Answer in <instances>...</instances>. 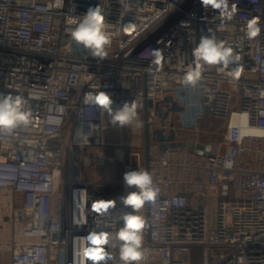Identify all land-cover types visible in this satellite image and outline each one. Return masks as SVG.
I'll use <instances>...</instances> for the list:
<instances>
[{
	"label": "built area",
	"instance_id": "1",
	"mask_svg": "<svg viewBox=\"0 0 264 264\" xmlns=\"http://www.w3.org/2000/svg\"><path fill=\"white\" fill-rule=\"evenodd\" d=\"M233 4L229 19L201 0H0V93L22 96L32 112L29 125L0 131V191L20 194L17 202L0 197L15 227L0 264H83L88 233L114 234L132 211L120 200L123 175L138 169L159 188L136 212L147 224L138 264H264V137H233L230 127L233 114H246L247 126L264 129V0H229V10ZM97 6L111 35L103 60L70 38ZM253 16L261 35L250 41ZM210 30L240 60L225 71L201 62V79L185 86L193 49ZM237 66L238 80L226 75ZM90 91L109 93L113 109L135 101L152 131L173 130L176 141L208 150H162L153 137L142 164L139 151L108 152L102 111L84 102ZM166 97L181 110L171 112ZM206 116L225 121L219 138L203 139ZM117 165L121 190L112 192L95 176ZM98 200L116 205L97 212ZM120 243L112 235L105 246L117 264Z\"/></svg>",
	"mask_w": 264,
	"mask_h": 264
},
{
	"label": "clouds",
	"instance_id": "2",
	"mask_svg": "<svg viewBox=\"0 0 264 264\" xmlns=\"http://www.w3.org/2000/svg\"><path fill=\"white\" fill-rule=\"evenodd\" d=\"M204 6H211L212 9L220 10L222 16L229 19L237 12L235 4L229 10V0H201ZM127 32V29L125 30ZM261 35L260 18L253 16L247 21L245 37L248 40H255ZM70 38L76 44L88 50L93 58L106 59L108 53L106 47L111 44V35L106 31V19L102 9L97 6L89 8L79 20L77 26L71 31ZM195 66H190L185 72L182 83L185 86H195L201 79V62L209 66H220L218 71L229 69L230 65L236 64L240 56L234 55L231 45L225 46L224 42H218L214 33L208 36H201L198 45L193 49ZM159 57V52H156ZM243 72L242 66H237L226 75L233 79H239ZM84 102L95 106L110 118V123L114 126H129L137 116L135 101L125 102L121 108L113 109L111 95L103 91L88 92L84 96ZM27 101L20 95H5L0 93V131L10 132L19 126H27L32 121V112L26 108ZM246 123V114L242 116ZM246 134V133H242ZM253 135L264 137V129L255 128ZM123 182L126 195L120 198L126 208H131V212H126L119 217L123 220V226L114 234L109 232L91 231L84 238V246L81 250L83 264H117V260L111 250H106L110 236L121 242L119 244V264H133L143 259V232L147 227L144 217L136 212L143 208L145 204H151L159 196V188L154 183L152 175L147 170H131L123 175ZM135 187V191H128V188ZM115 200H98L94 203V210L107 212L114 208Z\"/></svg>",
	"mask_w": 264,
	"mask_h": 264
},
{
	"label": "rangeland",
	"instance_id": "3",
	"mask_svg": "<svg viewBox=\"0 0 264 264\" xmlns=\"http://www.w3.org/2000/svg\"><path fill=\"white\" fill-rule=\"evenodd\" d=\"M236 99V98H235ZM233 109H237L236 101L234 100V105H232ZM155 123H152L151 125H148L149 128L153 127ZM201 133L204 134V139H217L221 136V134L225 130V121L221 119H212L211 117H207L203 120L202 126L200 128ZM106 138L109 139L112 142H120L119 146H121L123 149L126 148L127 151H131L127 149L128 146H130L131 139H135V135L132 134L133 131L131 128L125 127L124 132L120 131L119 128H109L106 131ZM182 135V134H181ZM184 136H186L188 139L191 138V135L188 133H184ZM135 144V143H133ZM143 162H141L142 164ZM110 172L111 174H115V179L113 180L114 183L120 184L121 183V177H116V172L121 174V167L120 165L115 166L113 169H104L102 171L98 172ZM97 177L95 176V180ZM102 180L97 179L96 181ZM119 186V185H118ZM1 196V195H0ZM7 215V211L5 206L0 205V255H2L4 258H6V254H8L5 251V248L8 246L9 241L8 238L10 234H12V237L14 236L15 227L12 223H10L4 216ZM18 232V230H17ZM18 238V237H17ZM17 241H21L20 238H18Z\"/></svg>",
	"mask_w": 264,
	"mask_h": 264
},
{
	"label": "crops",
	"instance_id": "4",
	"mask_svg": "<svg viewBox=\"0 0 264 264\" xmlns=\"http://www.w3.org/2000/svg\"><path fill=\"white\" fill-rule=\"evenodd\" d=\"M136 112H137L136 120L131 125L124 126V127L114 126L112 123H110V118L108 117V115L106 113L102 112V127H103L102 141L105 144L106 150L108 152H111L112 151V147L116 146V145H119L121 143V141L120 142H112V141H110L109 139L106 138L107 134H106L105 131L107 129H109V128H119V130L121 132L122 131L124 132L125 127L131 128L132 131H133L132 134L135 135V139H133V138L131 139L132 141L130 142V146H128L127 149L141 152V162H144L145 155H144V124H143V120H144L145 116L140 111L136 110ZM149 134H150V139L153 138V134H152L151 128L149 129ZM181 134H180V136H181ZM133 143H135V144H133ZM124 149L126 150V148H124ZM118 176L120 178L121 174L116 172V177H118ZM96 177H97V179H100V178L102 179V180L97 181V182L104 183L107 186L106 189L110 188V190L112 192H119L121 190V183L117 184V183L113 182V180L115 179V174L113 175L110 172L107 173L106 171L105 172L104 171L103 172H96ZM97 191H100V189L99 190L97 189ZM102 191H104V190H102ZM0 195H1L0 197H2V199H3L2 201H5L9 197H12L14 199V201L17 202V201H19V198H20V194L16 193V192L9 193L7 191H0ZM2 217L3 216H1V218ZM13 237H12V234H10V236L8 238V241L10 242ZM15 239H17V238L15 237ZM7 259H8V254H6V258H4V260H7Z\"/></svg>",
	"mask_w": 264,
	"mask_h": 264
},
{
	"label": "water",
	"instance_id": "5",
	"mask_svg": "<svg viewBox=\"0 0 264 264\" xmlns=\"http://www.w3.org/2000/svg\"><path fill=\"white\" fill-rule=\"evenodd\" d=\"M163 103H170V111L171 112H177L180 111L181 108L178 107L175 103L171 102V99L169 97H166L163 100ZM206 111V109H205ZM146 118V117H144ZM149 126L147 123L144 124V148L146 149V146L150 140L149 138ZM154 139L159 143L160 148L162 150L166 149H174V148H180V147H186V148H196L198 152L200 153L202 149L208 150V147H203L202 145H194L192 141L187 142H181L175 140V133L173 130H170L169 133L165 136L163 132L159 129H155L152 131ZM145 160H146V152H145Z\"/></svg>",
	"mask_w": 264,
	"mask_h": 264
},
{
	"label": "bare ground",
	"instance_id": "6",
	"mask_svg": "<svg viewBox=\"0 0 264 264\" xmlns=\"http://www.w3.org/2000/svg\"><path fill=\"white\" fill-rule=\"evenodd\" d=\"M230 127L232 130V136L236 137V136H241L242 133H246L243 135H253L252 131L255 128H251L249 126L246 125L245 121L242 119V116L237 115V114H233L231 117V121H230ZM256 136V135H254Z\"/></svg>",
	"mask_w": 264,
	"mask_h": 264
},
{
	"label": "trees",
	"instance_id": "7",
	"mask_svg": "<svg viewBox=\"0 0 264 264\" xmlns=\"http://www.w3.org/2000/svg\"><path fill=\"white\" fill-rule=\"evenodd\" d=\"M207 117H208V116H206L205 118H207ZM205 118H204V119H205ZM201 126H202V125H201ZM204 136H205V135H203V139H204ZM181 138L184 139V140L188 139L186 136H184V133H182Z\"/></svg>",
	"mask_w": 264,
	"mask_h": 264
},
{
	"label": "flooded vegetation",
	"instance_id": "8",
	"mask_svg": "<svg viewBox=\"0 0 264 264\" xmlns=\"http://www.w3.org/2000/svg\"><path fill=\"white\" fill-rule=\"evenodd\" d=\"M149 138H150V134H149Z\"/></svg>",
	"mask_w": 264,
	"mask_h": 264
}]
</instances>
